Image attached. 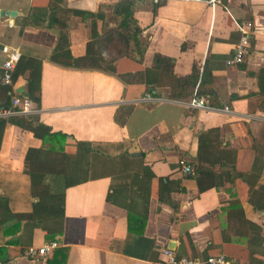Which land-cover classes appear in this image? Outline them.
Here are the masks:
<instances>
[{"label":"crops","instance_id":"1","mask_svg":"<svg viewBox=\"0 0 264 264\" xmlns=\"http://www.w3.org/2000/svg\"><path fill=\"white\" fill-rule=\"evenodd\" d=\"M122 1L0 0V64L3 47L20 53L12 85L0 87V107L27 97L33 116L70 137L54 148L66 154L54 153L53 137L5 126L0 264H33L27 250L49 242L59 245L42 264H154L167 248L178 257L264 264V0H134L143 62L122 58L116 68L146 72L148 84L84 62L66 66L63 52L53 59L61 33L70 56L86 58L92 23L99 34L117 27ZM248 23L244 62L228 65ZM157 54L175 61L160 81ZM194 67L208 76L210 109L191 108L190 94L173 97L175 78ZM79 142L97 151L86 173L82 161L76 171L65 166ZM182 160L194 175L182 172Z\"/></svg>","mask_w":264,"mask_h":264},{"label":"trees","instance_id":"2","mask_svg":"<svg viewBox=\"0 0 264 264\" xmlns=\"http://www.w3.org/2000/svg\"><path fill=\"white\" fill-rule=\"evenodd\" d=\"M134 0H126L122 1L119 4L118 11L116 14L122 17V21L119 23L117 27L113 28H104L102 34H99L96 31V24L92 23L91 27V44L89 45V50L87 52L86 58L83 59H73L69 53V40L68 35L65 33H61L56 50L53 55V59H56L55 56L58 52H63L62 54L67 58L65 62L66 66H75L79 67L81 63L87 64L89 67L98 68L105 72H110L115 74L119 77L123 82L127 84L133 83H145L148 84V80L146 77V72H121L119 73L116 68V62L122 58H130L136 63H142L144 52H145V45L141 40L140 34L141 29L137 26L136 21L133 17V3ZM155 6L160 4V1L155 2ZM80 15H85L88 18H102V14H84L76 12ZM93 47V48H92ZM94 50V53L91 51ZM87 59V60H86ZM96 62V63H95ZM97 65V66H95ZM175 66V61L171 58L164 57L162 55L157 54L154 58V63L152 69L156 71L159 75L158 81H160V76L167 75L168 77L173 75V70ZM18 73H15L14 78H16ZM251 76H253L250 73ZM39 74L33 73L29 80V96L34 98L35 93L38 91L39 88ZM162 79V78H161ZM259 88L260 94L264 95V70H262L259 75ZM175 94L173 97L175 99H180L189 96V94L193 95V90L196 88L197 84L198 87V95L199 96H210L212 95V91L208 88V76H206L205 71L199 72L196 67L193 69V73L186 76L175 78ZM153 84V83H152ZM192 91V92H191ZM206 99V98H205ZM207 97L206 102L208 105L212 106ZM11 99L8 97L6 104L3 107H10ZM7 124H12L22 128L23 130L30 131L33 133L34 136L39 138H44L45 136L53 137V149L52 152H61L62 154H66L64 149L60 151L54 150L55 146L58 143H67L70 140V137L66 134L61 132H54L51 129L41 123L37 116L33 115H13L7 118H0V143L3 134V130ZM97 151L94 150L90 144L79 142L77 143V151H76V159L72 162H66V168L78 170L79 164L81 161L83 162L82 171L86 173V168L88 169L92 165V158ZM195 174V172H194ZM226 256V255H225ZM228 257L232 260L231 257ZM234 261V260H233Z\"/></svg>","mask_w":264,"mask_h":264},{"label":"built area","instance_id":"3","mask_svg":"<svg viewBox=\"0 0 264 264\" xmlns=\"http://www.w3.org/2000/svg\"><path fill=\"white\" fill-rule=\"evenodd\" d=\"M157 1L160 0H155V2ZM209 1L214 3L217 0ZM245 26L250 29L252 24L248 23L242 26L240 42L236 46L233 58L227 61L228 65L241 64L244 62L250 44V35L253 33V31H244ZM2 53L4 58L0 64V87H6L13 83V72L20 60V53L7 46L2 48ZM145 98L151 101H156V98L151 94H147ZM189 105L194 109L211 108L210 105L207 104L205 97L198 95V86H196L193 92ZM36 112L37 109L33 106V103L29 98L17 95L13 97L10 107H0V118H7L13 115H32ZM179 164L181 165L184 174L194 175V169L190 164L183 160ZM58 245L57 242H49L40 247H31L27 250V256L31 259L33 264H42L50 258L54 250L58 248ZM162 254L164 258L154 264H237L225 255L209 256L206 259L178 257L177 254L169 248L164 249Z\"/></svg>","mask_w":264,"mask_h":264},{"label":"water","instance_id":"4","mask_svg":"<svg viewBox=\"0 0 264 264\" xmlns=\"http://www.w3.org/2000/svg\"><path fill=\"white\" fill-rule=\"evenodd\" d=\"M117 9V6H115V10ZM11 15H15V12H13Z\"/></svg>","mask_w":264,"mask_h":264}]
</instances>
